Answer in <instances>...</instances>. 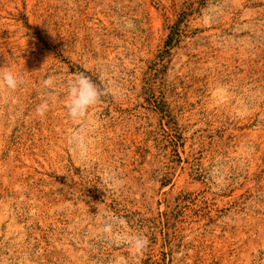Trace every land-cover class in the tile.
Masks as SVG:
<instances>
[{
	"label": "rangeland",
	"instance_id": "1",
	"mask_svg": "<svg viewBox=\"0 0 264 264\" xmlns=\"http://www.w3.org/2000/svg\"><path fill=\"white\" fill-rule=\"evenodd\" d=\"M0 67V264H264V0H0Z\"/></svg>",
	"mask_w": 264,
	"mask_h": 264
},
{
	"label": "clouds",
	"instance_id": "2",
	"mask_svg": "<svg viewBox=\"0 0 264 264\" xmlns=\"http://www.w3.org/2000/svg\"><path fill=\"white\" fill-rule=\"evenodd\" d=\"M129 28L134 27L132 21L127 22ZM24 83L22 77L10 69L0 67V87H6L15 90ZM43 86L47 89H53L55 86V77L48 76L43 80ZM109 89L98 85L85 71L75 73L73 78L67 82V99L65 108L68 115L74 119L83 118L88 110L99 104L102 97L108 95ZM49 110V103L44 100L36 107V113L44 116ZM147 238L137 236L134 240V246L142 249L147 245Z\"/></svg>",
	"mask_w": 264,
	"mask_h": 264
}]
</instances>
